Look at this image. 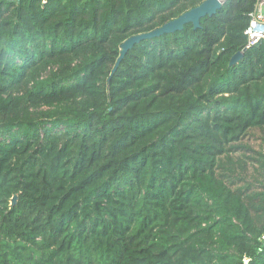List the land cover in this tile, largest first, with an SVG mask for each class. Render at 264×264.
Returning a JSON list of instances; mask_svg holds the SVG:
<instances>
[{
	"label": "trees",
	"instance_id": "trees-1",
	"mask_svg": "<svg viewBox=\"0 0 264 264\" xmlns=\"http://www.w3.org/2000/svg\"><path fill=\"white\" fill-rule=\"evenodd\" d=\"M203 1L0 0V264H264L260 0L113 72Z\"/></svg>",
	"mask_w": 264,
	"mask_h": 264
},
{
	"label": "water",
	"instance_id": "water-1",
	"mask_svg": "<svg viewBox=\"0 0 264 264\" xmlns=\"http://www.w3.org/2000/svg\"><path fill=\"white\" fill-rule=\"evenodd\" d=\"M223 4L219 0H205L198 6L184 12L180 16L175 19H172L162 26L155 28L149 32L139 33L136 35H132L127 38L121 45V53L117 62L114 66L113 72L118 68L119 64L121 63L122 59L124 58L127 51L133 47V45L145 38H152L156 36H160L164 33L175 32L176 30L183 29L186 23H193L194 28L201 27V19L207 15H214L217 13ZM243 52L235 53L230 60V64H235L242 56ZM18 199L17 195H14L11 200V204L14 205ZM246 263L248 261H245Z\"/></svg>",
	"mask_w": 264,
	"mask_h": 264
},
{
	"label": "built area",
	"instance_id": "built-area-1",
	"mask_svg": "<svg viewBox=\"0 0 264 264\" xmlns=\"http://www.w3.org/2000/svg\"><path fill=\"white\" fill-rule=\"evenodd\" d=\"M222 4L226 0H219ZM247 44L245 48L258 44L264 39V0H260L256 11L252 13L251 21L245 30Z\"/></svg>",
	"mask_w": 264,
	"mask_h": 264
}]
</instances>
